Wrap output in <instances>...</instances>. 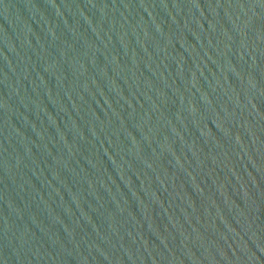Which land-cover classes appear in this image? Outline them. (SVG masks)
Segmentation results:
<instances>
[{
	"label": "water",
	"instance_id": "water-1",
	"mask_svg": "<svg viewBox=\"0 0 264 264\" xmlns=\"http://www.w3.org/2000/svg\"><path fill=\"white\" fill-rule=\"evenodd\" d=\"M0 264H264V0H0Z\"/></svg>",
	"mask_w": 264,
	"mask_h": 264
}]
</instances>
